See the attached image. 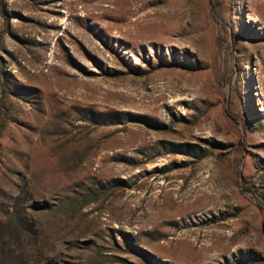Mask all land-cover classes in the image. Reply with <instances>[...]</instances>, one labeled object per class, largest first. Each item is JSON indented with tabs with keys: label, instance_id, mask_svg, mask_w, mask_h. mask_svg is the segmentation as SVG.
I'll use <instances>...</instances> for the list:
<instances>
[{
	"label": "rangeland",
	"instance_id": "374dc122",
	"mask_svg": "<svg viewBox=\"0 0 264 264\" xmlns=\"http://www.w3.org/2000/svg\"><path fill=\"white\" fill-rule=\"evenodd\" d=\"M262 193L264 0H0V264H264Z\"/></svg>",
	"mask_w": 264,
	"mask_h": 264
},
{
	"label": "trees",
	"instance_id": "16d2710c",
	"mask_svg": "<svg viewBox=\"0 0 264 264\" xmlns=\"http://www.w3.org/2000/svg\"><path fill=\"white\" fill-rule=\"evenodd\" d=\"M3 15L5 17H7V13L5 11H3ZM186 64L187 63H183L182 65L185 66ZM262 195L264 196V193H262ZM253 260H254V256H249L248 255L245 258L240 257L235 264H251L253 262Z\"/></svg>",
	"mask_w": 264,
	"mask_h": 264
}]
</instances>
